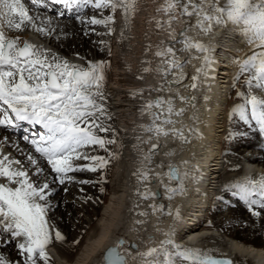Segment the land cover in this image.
Listing matches in <instances>:
<instances>
[{
    "label": "snow or ice",
    "instance_id": "6c2138e0",
    "mask_svg": "<svg viewBox=\"0 0 264 264\" xmlns=\"http://www.w3.org/2000/svg\"><path fill=\"white\" fill-rule=\"evenodd\" d=\"M50 2L62 5L69 12L78 5L98 10L99 15L76 17L98 36L116 33L117 13L123 14L126 26L136 11V0ZM28 3L37 11L49 6V0H28ZM106 10L107 15L104 14ZM158 11L169 15V26L178 18L186 17L189 21L179 36L170 33L171 41L155 53L162 64L156 69L158 74L165 78L169 74H178L168 82L169 86L183 83V69L190 63V60L180 62L177 51L195 52V58L201 61V66L190 77L191 85L186 87L195 90L202 80L215 79L210 75L215 71L213 65L216 63L212 47L188 35L193 27L206 37L214 35L217 28L235 32L250 46V55L233 58V63L239 66V72L233 75V87H236L241 76H244V86L236 91L237 99L242 102L230 109L228 117L230 123L236 125L238 121L246 130L241 131L236 127L228 132V139L246 138L251 132L264 140V0H168L166 6ZM30 12L25 0H0V129L8 133L0 137V245L4 249L14 248L16 256L13 260L12 251L0 254V264H49L48 247L54 241L62 243L66 239L52 218L53 198L61 188L67 192L68 184L95 186L106 183L105 169L110 159L118 158L110 146L124 147L117 130L110 123L112 115L107 107L105 85L110 62L74 63L49 47L22 38V34L29 29L43 37L55 38L56 28L52 19ZM193 19L195 24L190 23ZM156 23L158 28L162 26L160 21ZM96 26L106 29V32H97ZM124 38L121 30L120 39ZM98 43L110 55L108 41L101 39ZM177 44L182 47L177 49L174 46ZM147 63L150 65L151 61ZM143 71L149 73L152 69L145 67ZM152 91L162 92L163 88ZM257 91L259 95L254 94ZM129 95L134 98L137 93ZM176 99L195 107L194 96L184 97L179 93L167 99L158 96L149 100L139 109L141 113H151V122L140 125L143 131L154 133L157 137L171 135L187 143L183 129L166 130L164 127L174 123L171 116L184 112V109L175 111ZM21 132L22 136L18 139L25 142L29 150L22 158H16L5 149L17 145V141L11 137ZM136 139L139 141L140 137ZM156 148L153 145V151ZM98 151L106 155L93 154ZM151 160L149 154L140 163L150 164ZM76 173L99 176L95 180L78 179ZM167 175L169 181L180 182L178 187L164 185L167 199L183 194L185 189L182 182L188 174L181 173L175 165H169ZM139 179L141 182L148 181V172L141 171ZM160 182L163 185V180ZM223 188L225 195L229 189H237L232 195L244 202L251 216L259 217L264 213V178L259 182L246 179L243 183H228ZM99 190L105 191L103 187ZM257 191L261 200L252 198ZM158 195L146 191L142 197L148 199ZM153 208L157 206L153 205ZM158 211L161 215L173 216L174 222L180 219L179 209L166 211L165 205L160 204ZM164 234L169 239L161 242V248L149 247L147 251H140L137 244L124 248L125 241L121 239L116 246L105 251L103 264H129V260L133 264H160L158 256L161 251L164 253V264H233L231 259H217L200 249L174 245L171 229ZM170 244L173 245L172 252L165 248ZM122 248L124 251H121ZM133 250L136 255L132 254Z\"/></svg>",
    "mask_w": 264,
    "mask_h": 264
},
{
    "label": "bare ground",
    "instance_id": "6f19581e",
    "mask_svg": "<svg viewBox=\"0 0 264 264\" xmlns=\"http://www.w3.org/2000/svg\"><path fill=\"white\" fill-rule=\"evenodd\" d=\"M167 2L136 0V11L126 26L123 14H116L117 31L112 36L92 33L89 26L81 24L76 17L61 21L56 18L57 13L36 12L28 5L30 14L52 19L56 34L54 39H49L29 29L22 34V38L49 47L71 62L86 64L87 61L106 60L107 49L98 42L101 39L108 41L111 52L108 54L110 69L105 85L107 107L112 115L110 123L124 144L122 149L117 145L110 146L118 158L110 159L105 169L104 175L107 177L111 166L105 186L108 194L97 212L94 211L95 190L104 187L99 184H68L67 192L61 188L53 198L52 218L66 239L62 243L54 241V247H48L49 264H103L105 250L116 246L121 239L125 241L124 248L131 244H137L140 251H147L149 247L161 248V242L169 239L164 234L169 229L173 232L171 239L174 245L182 248L200 249L217 259H231L233 264H264V213L259 217L251 216L246 205L239 204L238 197L232 195L236 189H229L225 195L223 188L228 183H243L246 179L259 182L264 178V140L251 132L246 138L228 139V132L236 127L241 131L246 130L238 121L233 125L228 119L230 109L242 102L237 99L236 91L243 88L244 76H241L233 94L236 100L225 108L233 87V75L239 72L233 58L250 55L252 49L238 33L217 28L214 35L206 37L193 27L188 35L212 47L216 63L213 65L215 71L210 75L215 79L202 80L195 90L186 87L191 85L190 77L201 66V61L195 58V52L177 51L180 62L190 60V63L183 69V83L169 86L168 82L178 74H169L166 78L158 74L156 69L162 64L155 53L171 41L170 33L179 36L189 21L182 17L173 20L169 26V15L158 11ZM49 5L53 10L60 8L51 2ZM87 8L88 11L81 16L88 18L99 15L98 10ZM104 14H108L107 10ZM157 21L162 25L159 28ZM190 23L195 24V20ZM121 30L124 32L123 40L120 39ZM96 31L106 32V29L96 26ZM174 46L177 49L182 47L178 44ZM148 61H151L150 65ZM145 67H151L152 71L145 73ZM161 87L162 92L152 91ZM130 93L137 95L133 98ZM176 93L184 97L194 96L195 107L176 99L175 111L184 109V112L171 116L174 123L164 127L166 130L183 129L187 143L171 135L157 137L140 127L151 122V113H141L139 110L144 103L158 96L167 99ZM254 94L260 93L257 91ZM193 117L196 119L193 120ZM6 135L8 133L0 129V137ZM18 137L17 134L11 137L17 141V145L5 151L13 157L22 158L28 153L29 146ZM136 137H140V140ZM151 144L157 145L154 152L149 151ZM93 154L106 155L102 151ZM149 154L152 156L151 163L142 165L140 161ZM169 165H175L181 173L188 174L182 182L185 191L172 199H167L164 185L178 187L180 182L169 181ZM141 171L148 172V181L141 182ZM75 175L78 179L88 180L98 179L99 176L92 173ZM146 191L159 195L144 199L142 194ZM87 197L91 199L86 200ZM160 204L165 205L166 211L179 209L180 219L174 222L173 216L161 215L158 211ZM153 205L157 208L154 209ZM209 219H212L210 223ZM136 221L142 223L137 224ZM87 228L89 231L70 258L76 234ZM219 230L226 236L215 234ZM165 248L173 251L172 244ZM8 251H12V259L15 260V249H4L0 245V254ZM132 254L136 255L135 250ZM158 259L164 264L163 251ZM129 264L133 262L129 260Z\"/></svg>",
    "mask_w": 264,
    "mask_h": 264
},
{
    "label": "rangeland",
    "instance_id": "374dc122",
    "mask_svg": "<svg viewBox=\"0 0 264 264\" xmlns=\"http://www.w3.org/2000/svg\"><path fill=\"white\" fill-rule=\"evenodd\" d=\"M58 20H61V21H64V20H68V19H58ZM96 55H99V54H96ZM95 55V56H96ZM246 57V56H245ZM245 57H243V58H245ZM105 59L107 60V61H109L108 60V52H106V54H105ZM109 71V70H108ZM108 71L106 72V74L108 73ZM238 85V84H237ZM237 85H236V87H231V89H230V91H231V94H230V97L232 98H230V97H228V99H227V103H225L226 105V107L225 108H227L228 106H229V103H232L234 100H236V99H234L233 98V94H234V92L236 91V88H237ZM1 131H3L2 129H1ZM3 132H5V131H3ZM256 152V151H255ZM110 169H111V166H110V168H109V172H110ZM109 172L107 173V177H106V183H102V184H99V186L100 185H102V186H104L103 188L105 189V191L104 192H101L100 190H95V192L97 193V196H96V198L94 199V201H95V206H94V211L95 212H97V210L100 208V206L105 202V200H106V197H107V194H108V188H106L105 186L107 185V183H108V174H109ZM60 192V191H59ZM59 192H58V194H59ZM91 202V201H90ZM221 203V202H220ZM90 204V203H89ZM222 210H223V208H222ZM84 212H82L81 214L82 215H84L85 216V214H83ZM207 219V218H206ZM205 219V220H206ZM209 221V223L212 221V219H209L208 220ZM206 222V221H205ZM89 231V228H87L86 230H83L82 232H80V233H77L76 234V238H75V245H74V248H73V250H72V252H71V255H70V258L77 252V249H78V247L80 246V244H81V242H82V240H83V238H84V236L86 235V233ZM216 233H218V235H222V236H226V234L223 232V231H221V230H219V231H217V232H215V234ZM76 241H79V243H76ZM50 247H54V245H50Z\"/></svg>",
    "mask_w": 264,
    "mask_h": 264
},
{
    "label": "water",
    "instance_id": "95a60500",
    "mask_svg": "<svg viewBox=\"0 0 264 264\" xmlns=\"http://www.w3.org/2000/svg\"><path fill=\"white\" fill-rule=\"evenodd\" d=\"M153 145H155V144H153ZM153 145H151V148H150V150H151L152 152H154V151H153ZM156 150H157V148H156ZM129 246H130V245H129ZM107 249H108V248H107ZM107 249H106V250H107ZM106 250H105V251H106ZM104 253H105V252H104Z\"/></svg>",
    "mask_w": 264,
    "mask_h": 264
}]
</instances>
